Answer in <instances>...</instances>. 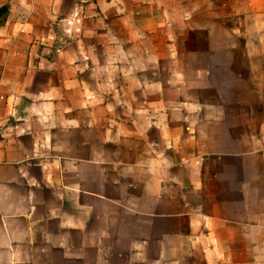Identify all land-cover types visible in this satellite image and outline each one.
<instances>
[{"label":"crops","instance_id":"0c3cea01","mask_svg":"<svg viewBox=\"0 0 264 264\" xmlns=\"http://www.w3.org/2000/svg\"><path fill=\"white\" fill-rule=\"evenodd\" d=\"M0 264H264V0H0Z\"/></svg>","mask_w":264,"mask_h":264}]
</instances>
